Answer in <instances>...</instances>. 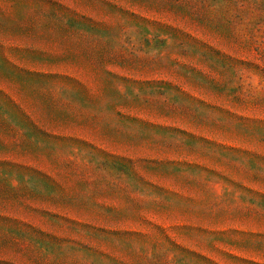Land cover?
Listing matches in <instances>:
<instances>
[{
  "label": "rangeland",
  "instance_id": "374dc122",
  "mask_svg": "<svg viewBox=\"0 0 264 264\" xmlns=\"http://www.w3.org/2000/svg\"><path fill=\"white\" fill-rule=\"evenodd\" d=\"M0 264H264V0H0Z\"/></svg>",
  "mask_w": 264,
  "mask_h": 264
}]
</instances>
